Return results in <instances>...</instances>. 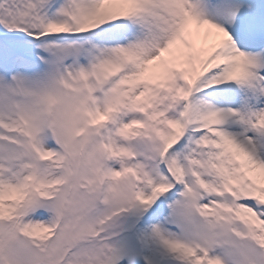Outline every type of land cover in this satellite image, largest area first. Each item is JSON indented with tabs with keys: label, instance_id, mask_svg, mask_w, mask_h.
Wrapping results in <instances>:
<instances>
[{
	"label": "snow or ice",
	"instance_id": "1",
	"mask_svg": "<svg viewBox=\"0 0 264 264\" xmlns=\"http://www.w3.org/2000/svg\"><path fill=\"white\" fill-rule=\"evenodd\" d=\"M0 264H264V0H0Z\"/></svg>",
	"mask_w": 264,
	"mask_h": 264
}]
</instances>
